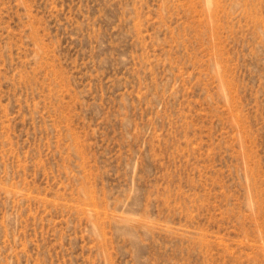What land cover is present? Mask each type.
<instances>
[{
  "label": "rangeland",
  "instance_id": "obj_1",
  "mask_svg": "<svg viewBox=\"0 0 264 264\" xmlns=\"http://www.w3.org/2000/svg\"><path fill=\"white\" fill-rule=\"evenodd\" d=\"M0 264H264V0H0Z\"/></svg>",
  "mask_w": 264,
  "mask_h": 264
}]
</instances>
